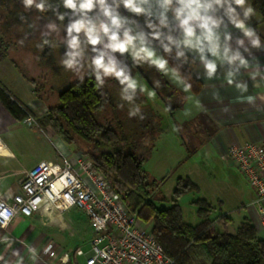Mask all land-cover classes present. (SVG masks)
I'll return each mask as SVG.
<instances>
[{
  "label": "trees",
  "instance_id": "16d2710c",
  "mask_svg": "<svg viewBox=\"0 0 264 264\" xmlns=\"http://www.w3.org/2000/svg\"><path fill=\"white\" fill-rule=\"evenodd\" d=\"M250 1L264 23V0ZM52 3L55 4L56 0ZM60 10L64 11L63 8ZM49 19L60 25L67 23L66 20H57L51 12L25 11L20 0H0L1 46L22 77L32 84L36 98L47 107V114L40 119L42 128L51 127L67 145H76L83 156L90 158L129 210L152 225L156 240L178 264H264V238L259 237L249 219H243L235 232L214 231L217 219L211 216L214 206L206 198L198 197L193 203L200 221L190 224L184 220L179 198L187 192L199 191L198 184L189 176L177 179L170 206L160 207L152 200L153 192L160 188L162 181L152 179L144 169L147 154L141 153L136 143L110 149L123 137L119 119L122 114L113 104L112 96L96 87L95 77L90 71L84 77L81 72L78 77L74 72L75 80L63 90L53 83V78L62 70L56 46H39L42 44L40 32ZM62 36L63 31L59 35L54 33L50 39L57 45ZM64 51H59L61 57ZM195 67L196 62L190 61L181 71L191 76V91L198 93L203 84L196 76ZM133 71L139 72L142 79L149 82L142 66L135 67ZM145 87L155 91L153 99L166 109L170 118L166 122V116L146 105L153 119L158 121L159 129L158 125L151 128L157 129L156 133L152 131V138L157 140L167 128L178 126L173 118L182 105L174 102L175 89L163 94L152 85ZM0 102L18 122L31 113L19 99L10 95L1 81ZM193 152H188V158ZM158 200L163 201L164 197ZM227 220L224 223L228 224L232 219L227 217Z\"/></svg>",
  "mask_w": 264,
  "mask_h": 264
},
{
  "label": "clouds",
  "instance_id": "9594fccd",
  "mask_svg": "<svg viewBox=\"0 0 264 264\" xmlns=\"http://www.w3.org/2000/svg\"><path fill=\"white\" fill-rule=\"evenodd\" d=\"M20 2L25 11L51 12L57 20L67 21L60 25L49 19L40 32L42 44L39 46L55 47L50 37L63 31L60 44L65 51L60 64L66 70L79 73L87 63L97 88H102L109 78L114 79L120 87L121 100L131 105L129 117L145 119L140 105L135 103L138 94L147 93L149 98L155 97V91L147 89L133 75L135 67L148 65L168 77L184 93H190L193 87L191 76L181 70L190 61L197 62L203 79L223 80V84L240 93L239 99L248 102H252L254 97L244 96L249 85L243 75L247 73L253 81L257 78L264 81V64L258 58L253 63L245 55L250 56L252 48L264 49L261 35L250 23L255 9L249 0ZM230 28L241 32L235 47ZM153 83L154 88L162 86L159 80ZM213 89V99L219 100V90L215 86ZM2 154L11 155L10 152ZM0 215L8 220L7 214ZM7 240L5 237L0 243H7ZM22 261L21 257L17 264H22Z\"/></svg>",
  "mask_w": 264,
  "mask_h": 264
},
{
  "label": "rangeland",
  "instance_id": "374dc122",
  "mask_svg": "<svg viewBox=\"0 0 264 264\" xmlns=\"http://www.w3.org/2000/svg\"><path fill=\"white\" fill-rule=\"evenodd\" d=\"M1 40L2 35L0 32V65L3 64L5 66H10L12 64L10 56L6 57L4 47L1 46ZM63 49L64 46L60 44L59 41L56 45V55L59 64L61 60L59 51ZM61 67V73L53 78V83L59 90L68 87L75 80L73 77L76 73L66 70L62 65ZM142 69L148 77V83L142 79L139 72L134 73L133 71V75L143 85H152L154 87L153 82L159 80L161 81L162 86L160 88H155L159 92L168 94L173 89L176 90L174 102L177 105L182 106L176 110L173 119L176 123L179 122V124L177 123L178 126L175 128L171 127L167 131H163L161 137L154 140L152 138V131L154 129L152 130L151 128H156L158 121L153 119L149 108L146 105H149V107L152 106L156 112L162 114L164 117L166 116L165 121L169 122L170 118L168 119L166 109L153 98H149L147 93L142 95L138 94L135 103L140 105L145 119L140 120L138 117H129L128 111L131 105L126 101L121 100L118 83L114 79L109 78L102 87V91L112 96L113 104L117 106L122 114H120L121 116L119 119L122 121L121 130L123 134L122 140L119 143L110 146V149L136 143L140 152L147 154V159L144 162V169L152 179L162 181L160 188L155 190L151 196L152 200L160 207H168L171 205L177 179L179 177L189 176L192 181L198 184L199 191L197 193L187 192L179 198L184 220L190 224H197L200 221V218L197 215V207L193 201L198 197H203L214 206L211 216L217 219L214 222L212 230L224 231L226 229L225 226L227 224L224 222H228V216L225 215V217H222L224 216L222 215V212L229 211L234 222L228 226V231L235 232L241 219L236 205L238 201H240L244 192V184L249 185L247 179L236 168L232 160H227V163H225L207 150L208 147L206 148V141L209 136V131L205 124H203V117H199L198 119L191 118V120L189 119L190 117H188V112L183 111L182 109L189 101L186 99L188 93H184L182 89L177 87L168 77L164 76L165 79L162 80L160 74L156 72L154 68H149L148 65H143ZM89 71L86 63L85 67L80 72L84 77ZM15 72L17 71H13L10 68L3 69L4 75L11 80L18 78L16 77ZM77 74L76 76L78 77L79 73ZM23 82H25V86L29 84L27 81ZM121 104H123V107H120ZM46 114L47 107L46 110L39 109L35 110V112L31 111V115L38 121L37 126L28 127L24 125L23 122H19L13 125L8 132L3 134L5 141L15 149L17 154V158L8 157L0 159V164H2V166H7L9 169L10 174L8 175V179L10 182L14 181L13 179H16V176L21 172L23 167L30 166L39 155L54 151L55 147H58V139L50 127L47 126L46 132H42L41 134L33 132V128L44 129L40 125V119L45 117ZM148 125H150V127H148ZM174 129L178 130L174 131ZM156 132L157 129L154 130V133ZM182 139L186 145L181 143ZM187 148L189 151L196 148L193 152L195 157H189L192 160H196V162H192L191 160L185 161L188 153ZM229 164L235 167H230ZM159 197H164V200L159 201ZM220 200L225 202L223 206H219ZM239 205L240 204H238V207H240ZM69 214L72 216L70 219H72L73 222H70L68 220L69 218H65V220L69 221L68 225L64 224L65 220L63 219L61 226L54 224L48 227L52 240L55 243L72 250L79 246L84 253H87L92 249V244L90 242L95 236V233L91 228V221L78 207H75ZM74 229L76 232H74V235H71ZM259 237L264 238V233L260 232ZM78 262L83 264L84 257L80 256Z\"/></svg>",
  "mask_w": 264,
  "mask_h": 264
},
{
  "label": "built area",
  "instance_id": "2783aa9c",
  "mask_svg": "<svg viewBox=\"0 0 264 264\" xmlns=\"http://www.w3.org/2000/svg\"><path fill=\"white\" fill-rule=\"evenodd\" d=\"M22 122L28 127L38 125L31 113ZM222 158L234 162L257 199L263 201L264 140L231 144ZM19 184L20 192L11 199L0 192V214L8 216L5 221L0 215L1 228L18 216L34 214L49 224L54 222L50 214L64 215L75 207L91 221L95 233L90 242L92 249L87 253L79 246L69 250L48 240L42 248L48 264H81L80 256L84 257L83 264H178L156 240L152 225L140 221L129 210L90 158L82 155L76 164L66 158L40 162L26 172Z\"/></svg>",
  "mask_w": 264,
  "mask_h": 264
},
{
  "label": "crops",
  "instance_id": "0c3cea01",
  "mask_svg": "<svg viewBox=\"0 0 264 264\" xmlns=\"http://www.w3.org/2000/svg\"><path fill=\"white\" fill-rule=\"evenodd\" d=\"M249 3L251 4L250 0ZM250 23L261 35L262 42H264V23L260 21V17L256 12L251 18ZM229 30L233 37L232 45L235 47L236 38L241 36V32L234 28H230ZM241 51L243 52V49ZM245 55L253 63L258 58L264 64V49L252 48L251 55L249 56L247 53ZM4 68L16 70L15 75L18 78L11 80L6 77L3 73ZM221 72H223V69H221ZM195 73L203 84L202 88L198 93H193L192 91L188 93L187 97H190V99H188V103L182 109L188 112L189 119L203 117V124H205L209 131L206 148L208 147L207 150L211 154L227 163V160L222 158V155L231 144H242L248 141L260 142L264 140V81H261L259 78L253 81L248 77L247 73L243 75L242 78L246 79L249 85V90L247 93H244V96L254 97L252 102H248L247 100L242 101L239 99L240 93L234 88L223 84V80L207 81L203 79L202 69L197 62ZM0 81L10 95L19 99L29 110L33 112L39 109L46 110V106L36 98L32 84L22 77L13 64L10 66L0 65ZM23 81H27L29 84L25 86V82ZM221 84H223V87ZM213 86L219 90V100L213 99V92L215 91ZM175 114L176 111L174 117ZM17 123L19 122L12 117L0 102V159L8 157L17 158L15 149L3 138V134L8 132ZM177 123L179 124V122ZM33 129L34 133L41 134L42 132H46V128ZM54 134L58 139V147H55L54 151L39 155L30 166L23 167L21 172L16 176V179H13L14 181L10 182L8 179L10 172L7 166L0 164V192L6 198L11 199L16 193L20 192V180L26 175L27 171L40 162L61 161L63 158H66L73 164L77 163V160L82 156V152L76 145H67L55 132ZM183 144L186 145L185 142ZM3 152H10L11 155L5 156L2 154ZM187 152H189L188 148ZM194 155L192 157H195ZM187 158L188 153L185 161L191 160L192 162H196V160ZM229 166L235 167L231 164ZM244 185V192L236 205L241 218L240 223L243 219H249L255 225L259 235L260 232L264 233V200L259 201L254 189L248 184ZM224 204L225 202L220 200L219 206H223ZM238 204H240V207H238ZM70 212L64 215L50 214V218H53L54 222L49 224H45L38 214H34L30 217L18 216L6 228L0 227V240L5 237L8 238L7 243H0V257H3V259H0V264H17L21 257L23 258L22 264H48L45 257L42 256L44 243L52 240L48 227L54 224L61 226L63 219L72 217L69 214ZM222 215H227L232 219L225 226V230L228 231V226L234 220L229 211L222 212ZM64 224L68 225V221L65 220ZM74 232H76L75 229L71 235H74ZM14 238H18V240ZM8 244H10V247Z\"/></svg>",
  "mask_w": 264,
  "mask_h": 264
}]
</instances>
